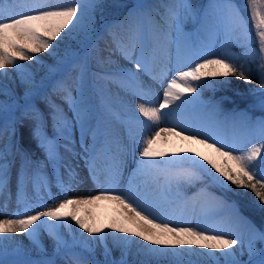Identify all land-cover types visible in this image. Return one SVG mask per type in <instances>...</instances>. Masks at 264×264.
<instances>
[{"label": "snow or ice", "instance_id": "snow-or-ice-1", "mask_svg": "<svg viewBox=\"0 0 264 264\" xmlns=\"http://www.w3.org/2000/svg\"><path fill=\"white\" fill-rule=\"evenodd\" d=\"M245 5L247 16L235 0L200 8L190 0H136L113 5L128 11L107 23L105 0H0V211L16 205L0 219V264H264V92L255 118L203 99L205 89L231 84L228 77L250 84V62H258L264 89V0ZM128 96L140 102L133 107ZM206 107L210 119H190ZM24 123L39 157L17 139ZM128 156L135 167L117 191L111 185ZM79 160L94 181L103 162L110 186L69 197L82 182ZM138 177L159 192L141 191ZM207 184L242 197L251 192L261 224L237 201L216 196L213 207L194 216ZM102 202L126 211L108 224L85 214ZM19 234L29 247L14 238Z\"/></svg>", "mask_w": 264, "mask_h": 264}, {"label": "rangeland", "instance_id": "rangeland-1", "mask_svg": "<svg viewBox=\"0 0 264 264\" xmlns=\"http://www.w3.org/2000/svg\"><path fill=\"white\" fill-rule=\"evenodd\" d=\"M113 0H105V4L108 5V7L106 8V15H105V22L107 23H116L118 21H120L123 16L119 19L116 20H112V19H108V17L110 18V14L113 13V11H117L119 8H115L113 7V5L115 4H120L123 5L122 2L117 3L116 1ZM128 1V0H127ZM131 1V6L136 2V0H129ZM63 2L67 3L70 2V0H63ZM190 2L196 6L197 8H200L204 5H206L208 3V0H206L205 2H202L201 0H197L196 3H193L192 0H190ZM235 2L237 4H239L242 8V10L244 11L245 16H247V9H246V5H245V0H235ZM130 6V7H131ZM17 11H19V9H17ZM54 43H59V41L54 42ZM232 52L236 53L237 55L241 54L243 49L233 46L230 49ZM40 57L45 61V63H51V58L48 56L47 53H41ZM20 63H24V64H32L35 68V70L37 72L40 71L39 66L34 65V62H20ZM121 64H126L127 62L124 60L120 61ZM258 62H250L248 64V67L250 69H252L251 72V76H255L256 78H252V82L255 85H250L247 88V96H248V100L251 99L250 103L245 106V107H240L238 105V103L236 102V98H228L227 96H219L218 97V93H220V91H217L219 89H221L222 87H218L215 90L213 89H205L203 92V99L205 101H212L213 103H219L220 108L224 111V112H232L233 110L236 111H247L249 113V115L253 116L254 118L257 116H260L262 114V110L259 107V101L261 98V93L264 92V89H260V78H259V73L256 71ZM5 70H9L11 73L14 74V70L9 66L7 69ZM171 76L168 75V79H170ZM258 78V82H255V79ZM215 82V81H213ZM9 86L16 89L18 92L22 90V87L19 85V81L16 80L15 83H12V81H9ZM225 90V89H224ZM158 96H160L162 98V89H160V91H158ZM238 95V94H236ZM235 97V96H234ZM238 97V96H237ZM127 100L129 101V103L135 107L136 104H138L140 101H138L136 98L128 96L126 97ZM0 99H2V97H0ZM227 99L228 102H227ZM56 103L61 104V106L65 109V111H68L67 105L63 103V101H61L60 99L56 98ZM41 107H43V104L41 102ZM211 107H206L203 108L201 110H196L194 112H192L190 114V119L193 120L194 122L197 121H204L207 119H210V114H211ZM69 116H71V113H69ZM142 118V117H141ZM4 124V120L2 118H0V127H2ZM163 126V122L162 125ZM30 127L31 125L29 123H24L22 126L18 125L17 127V139L21 140V142L23 143V145L25 147H29L32 149L33 155L34 156H41L42 154L39 152L38 149H36L35 147V142L31 140L30 137ZM120 134L121 136H123L125 139L127 137V133L125 130H120ZM115 148V146H113ZM195 148V145L193 146ZM135 156L138 159L139 158V149L136 148L135 149ZM77 163L79 164V174L81 177L82 182L79 184L78 188L74 191H70L67 193V195L71 198H88L90 196H93L95 194H99L102 188H107L110 186V182L107 179L106 176V172L104 170V164L103 162L99 163V168L100 171L98 172V176L97 179L94 181L93 178H91L88 174L87 168L84 166L83 160H79L77 161ZM135 167V163L133 161V157L132 156H128L127 157V165L123 168L122 170V175L121 178L119 180L118 183H116L115 185H111L112 187H114L117 191H121L123 189H125L128 185V180L130 179V174L132 172V169ZM145 177H138L136 180V183L139 184L140 186V190L144 191V190H148V191H152V192H159V189L157 187V184H153L151 182L148 183V185L146 186L144 181H145ZM165 182V177L164 176H160L159 180H158V184L163 185ZM206 180L205 181H201L200 186H204L206 184ZM15 179L13 176V192L15 191ZM241 192L247 191V190H243V189H239ZM195 189L194 188H189L188 192H194ZM52 193L54 195H56L57 197L62 196L61 192L57 189V188H53L52 189ZM207 193L208 195H206L205 197H202L200 199V201L197 203L196 208L194 210L193 215H199L200 211L202 209H210L211 207H213L214 202L211 199V196H216V197H222L225 200H228L229 202L231 201H237L239 206H240V210L242 212L243 215L247 216L249 219H251L255 224H257L258 226L261 224L262 220V213L253 206L252 204V200H253V195L251 192H249V196L248 199L245 197H242V200L240 198L237 197V199L233 198L230 194L227 193L226 190H222L221 188H219L218 186L215 185H211V184H207ZM29 194H31V188H29ZM48 206H53L51 201H48ZM16 205L15 203H11L8 205V207L6 209H4L3 211H0V219L3 218H7L8 215L15 209ZM85 214L90 213V212H95L97 214V220L99 223L102 224H108L111 223L112 218L115 216H118L120 214L121 211H126L124 209H122L121 207H119L118 205H116L113 202H102L101 206H96V207H92V208H88L85 209ZM189 212H192L193 210L191 209V207H189L188 209ZM222 212L225 213V219L227 220V213H228V209L227 208H223L221 209ZM254 216H256V218H258L259 222L257 220H255ZM193 222H195V220L193 219ZM74 224V222H73ZM63 231L67 232L66 229H64ZM238 231H242L241 228H238ZM85 236H87V234H84ZM14 238L16 240H20L23 242V246L24 247H29V241L25 238L24 234H19V235H15ZM44 239V243L46 245V247H48L50 249L51 247V243L48 240L47 236L44 235L43 236ZM141 243H144L143 241H141ZM197 251H200L199 249H194ZM118 255V254H117ZM217 256L220 255V253H216ZM97 258H100L99 256V252L97 253ZM246 259V257H244Z\"/></svg>", "mask_w": 264, "mask_h": 264}, {"label": "trees", "instance_id": "trees-1", "mask_svg": "<svg viewBox=\"0 0 264 264\" xmlns=\"http://www.w3.org/2000/svg\"><path fill=\"white\" fill-rule=\"evenodd\" d=\"M113 1H116L117 3L122 2L123 5H127L128 7L131 6V1H129V0L128 1L127 0H113ZM201 1L205 2L206 0H201ZM192 2L196 3L197 0H192ZM128 7H121L117 11H113V13L110 14V18L108 17V19L116 20V19L121 18L128 11ZM253 77L256 78L254 75L252 76V78ZM227 79L231 81V84H229L227 86H223L221 89L217 90V91H220V93L217 94L218 97L219 96H227L228 98H236V102L238 103V105L240 107L247 106L251 101V99H249V100L247 99L248 98L247 93H246L247 88L251 84L252 85H255V84L253 82H251L250 84L245 83L244 81L237 80L234 77H228ZM255 82H258V78L255 79ZM236 94H238V95H236ZM228 100L229 99H227V102H228ZM232 187L234 188V186H232ZM235 191L237 193L241 192L239 189H236ZM227 193L230 194L233 198L236 197L235 199H237V197H238L242 200V198L239 195H234L232 192H227ZM248 194H249V192H248ZM248 196L249 195L246 196L247 199H248ZM254 218H255V220H257L259 222V220H258V218H256V216H254Z\"/></svg>", "mask_w": 264, "mask_h": 264}, {"label": "bare ground", "instance_id": "bare-ground-1", "mask_svg": "<svg viewBox=\"0 0 264 264\" xmlns=\"http://www.w3.org/2000/svg\"><path fill=\"white\" fill-rule=\"evenodd\" d=\"M5 71L10 72L9 70H5ZM10 73H11V72H10ZM168 75L172 77L173 73L169 72ZM9 81H10V80H8V81H4V82H5V83H9ZM157 90L160 91V88H158ZM195 149L201 151L202 153H206V152H207V150L203 149V148H202L201 146H199V145H195ZM202 163H203V161H202ZM50 243H51V242H50Z\"/></svg>", "mask_w": 264, "mask_h": 264}]
</instances>
